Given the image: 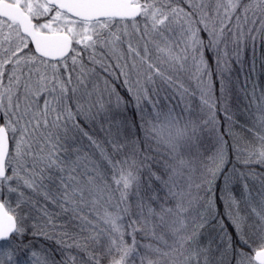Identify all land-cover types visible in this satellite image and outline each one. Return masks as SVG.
Returning <instances> with one entry per match:
<instances>
[{
  "label": "snow or ice",
  "instance_id": "obj_1",
  "mask_svg": "<svg viewBox=\"0 0 264 264\" xmlns=\"http://www.w3.org/2000/svg\"><path fill=\"white\" fill-rule=\"evenodd\" d=\"M0 264H264V0H0Z\"/></svg>",
  "mask_w": 264,
  "mask_h": 264
}]
</instances>
